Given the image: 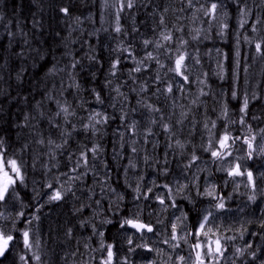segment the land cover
Instances as JSON below:
<instances>
[{"label":"trees","instance_id":"1","mask_svg":"<svg viewBox=\"0 0 264 264\" xmlns=\"http://www.w3.org/2000/svg\"><path fill=\"white\" fill-rule=\"evenodd\" d=\"M144 2L145 0H135V6L132 9L125 8L120 13L119 23L123 30L117 33L114 30L117 23V0H107V4H105L104 0H0V137L5 140L8 155L12 156L15 154V156L24 161L25 181L17 187L18 195L16 198L18 203L17 212H23L25 215L17 218L22 220L26 216L30 219H34V216L39 217V219L32 221L31 224H27V229L31 231L35 241H37L39 233L44 229L43 225L47 217L50 218L49 213L44 218L47 209L42 213L43 208L36 203L37 201L40 202L45 192V184L49 172H52V167L56 162H61V154L69 151L75 154V145L78 141L77 156L79 158L80 152L84 149L81 147L82 143L89 148L92 145L90 137H101L104 140H100V143L107 147L108 157L113 156L116 150L111 148V143L117 137L115 133L120 128H127V122L135 117L137 112H142L145 116L147 127L152 129L153 135L148 136L149 139L159 137L160 140L158 141L161 144L158 152L156 151L154 159L157 168L147 169L146 181L141 180L139 182L141 191H144L146 184H148L151 172L156 173L157 188H164L163 185L165 184L172 188L173 173L176 169L192 172L193 164L197 161H191L193 153L201 161L216 160L209 151L204 150L207 148L210 139L209 129L213 137L222 135L225 129L232 136H240L242 132L248 134L246 125L238 123L241 116L242 97L245 91L249 94L255 92L261 97V99L253 100L249 104L248 115L245 119L247 124H250L254 129L256 139L264 135L260 131L264 129V59L256 56L254 46L245 43L243 40L245 33L254 39L264 35V24L258 25V28L261 29L259 33L251 32L250 29H247V26L246 29H240L238 32L240 42L237 47L236 38H238V33L236 34V28L238 27L235 23V18L238 17V11L233 0H225V3L228 4L227 10L233 18L223 37L218 34L220 27L214 20L203 16L202 11L198 12L196 10L192 26L187 19L181 21L183 24L181 35L188 42L185 47L193 58L199 59L200 63L196 64L195 59L187 61L189 64V79L192 83L185 85L182 91V111L177 106L174 111H171L169 104L175 100L177 101L176 92L177 85H180L179 78L175 82V87L173 86L172 93H165V95L160 96L162 99L167 98V101L164 102L158 99L159 95L156 87H145L146 91H140V87L145 85L149 76H146L147 80H143L146 72L137 73L132 71L137 64L123 63L121 61L115 76H112L109 72L111 62L117 56H120V58L123 56L122 52L116 53L112 49L113 45L118 43L120 46H125L126 42L134 38L135 33L140 30V25L139 27L138 24L136 27L131 25L130 18L135 16L138 20L139 17L142 18L141 21L151 18L150 11L154 5H144ZM246 2L251 4L249 8L252 10L249 24L253 23L257 16L264 20V3H261V0H246ZM160 3H158L156 8L162 9ZM184 3L185 5L180 7ZM177 6L182 14L184 11L190 12V7L186 4V0H181L180 3H177ZM60 7H68L71 15L64 16L61 14L59 12ZM77 17H79V20L76 19ZM34 24L35 27L33 26ZM210 24L211 27H209ZM197 29L200 30V38L193 40L192 36L196 35ZM9 31L16 35L10 36L8 34ZM21 31L27 33V37L21 35ZM179 32H175V34L173 32V37L180 35ZM205 36L208 38L205 39ZM112 37L117 39L112 41ZM25 38L28 40V44L23 43ZM222 38L223 40L221 41ZM136 40L140 43L139 38H136ZM214 46L221 47L219 54L214 53ZM21 49L25 52L24 57L15 55ZM237 51H239L238 57L235 55ZM222 54H227L228 59L226 61ZM93 55L97 57L99 62L89 59ZM73 59L80 61L75 70L70 68ZM130 59H134V54L131 55ZM237 59L239 60L238 68L235 65ZM218 64H223L224 66V79L217 75L220 71ZM53 68L55 71H51ZM245 68L247 71H245ZM18 73H21V79L19 80L17 79ZM93 73H95L94 76ZM234 73L239 75V80L235 82ZM72 75L75 76L76 82L81 86L79 90L75 87H69V85L73 84ZM158 75L157 73L154 74L156 84L164 83L167 86L168 83H172L171 80L167 82H163L161 79L157 80ZM200 80L205 83H199ZM108 81H111V84H108ZM117 86L120 87V91L124 96H120L114 91ZM201 88L207 95H200ZM233 88L239 93V98L235 100L231 99L230 96ZM93 89L95 92H99L104 99L103 105L96 103ZM49 95L52 99H48ZM56 100H60L61 103L67 100L72 105V108L75 109L76 116L71 117L70 121L71 124L76 125L77 131H72L71 125L65 124L60 118H56L60 127L48 123L58 110L55 103ZM193 100H197V103L193 104ZM38 102L40 104L39 108L37 107ZM225 103L228 104L229 108L227 117L222 115V106ZM147 104L154 105L161 111L150 112L145 107ZM93 109L102 110L109 117L106 123L107 126L104 127V132H99L98 136L85 132L81 127L79 118L86 113L84 117V122L86 123L87 116ZM118 109H122L121 112H118ZM40 112L44 113L43 118L40 117ZM182 113H187L186 119L182 116ZM123 114H127L126 120L120 119V115ZM167 115L168 118L175 117L174 125L169 124L171 132H166L163 129L162 124L166 122L160 119L161 116L164 119ZM26 116L29 117L28 120H25ZM153 119L157 123L152 124L151 121ZM179 120L183 122L177 124L176 122ZM212 121H216L215 128L212 127ZM231 121L237 122L231 123ZM206 122L208 128L204 127ZM228 123L231 124L230 127L227 126ZM190 126H195L199 132L193 134L190 131ZM64 129L72 132L67 144L61 149L49 146L47 144L49 138L57 144H63L64 137L61 132ZM203 130H206L204 140H202L203 137L200 135ZM154 135L155 137H153ZM41 137L45 140L44 144L38 143ZM177 140L184 145L183 148L176 144ZM212 143L215 146L216 140L212 139ZM162 144L166 145V147L164 148ZM168 145L170 150L168 149L167 152ZM149 146L150 143H148L145 152V157L147 156L148 158L151 156ZM124 147L126 154H123L122 164L127 167L129 173H133L136 170V158L141 156V147L138 143L132 144L131 147L125 143ZM132 147L137 149L135 153L132 152ZM90 160H92L91 154H89ZM165 160L167 163H165ZM110 161V168L117 172V167L111 158ZM129 161L135 165L134 168L128 167ZM190 163L191 167H186ZM260 167L261 164L256 165V171H259ZM121 169L123 168L121 167ZM165 170H167L166 175L164 174ZM207 174L210 177L220 176L222 178L224 176L222 173L212 175L209 170H207ZM35 184L37 187L34 190ZM202 186L201 182L198 188L193 187L197 191L198 197L193 195L190 200L186 199L176 202L177 205L187 209L192 223L197 217L202 216L203 210L206 208L207 201L201 197ZM223 188L224 183L220 180L221 191ZM132 191L133 189L130 187L128 189L129 194ZM226 194L232 197L229 201L231 204L238 203L241 206L244 203L248 204L251 202L245 188V182H243L237 193L235 187L230 185ZM32 195L33 198H31ZM95 198L98 200L93 199L90 204L78 203V209L80 210L78 215L77 210L73 208H67L64 212L61 211L62 217L58 220L59 223L55 227L57 230L60 229V231L64 232L61 242L65 243V235L68 229L71 228L72 232H74L75 222L78 223V237L80 236L78 238V250L80 252H85L90 243L96 244L98 242L96 233L100 229L101 224L100 222L95 224L93 216L99 207L110 206L106 198L102 197L101 199L97 196ZM22 201L25 204L30 203L29 206H22ZM149 201L148 198L146 202L149 203ZM122 207L118 208L112 203L111 208H108L107 214H105V216H108L107 220L111 221L106 223L104 227L105 242L107 244L113 243L116 247L121 246L128 231V227L121 228L120 225L124 219L133 218L130 201L129 203L126 202V205ZM146 210L148 211L147 206ZM0 213L8 214V207L5 203H0ZM65 218L66 220H64ZM143 218L145 222L154 223L153 217L148 212L144 213ZM38 221L39 224H37ZM82 221H87V225L81 227ZM93 225H95V229ZM167 226L169 228L170 223ZM22 227V223H20L14 229L20 230ZM250 228L251 230L255 229V225L250 226ZM246 232L247 234L250 233L247 229ZM259 232L260 234L258 235ZM46 234L51 236V241H47L46 244L47 253L50 255L48 259L41 257V264H58L55 261V248L52 246L54 243L53 233L50 231ZM17 235L19 236V234ZM263 235L264 230L260 225L254 238L256 241H264ZM14 249L0 260V264H23L19 259L20 256L32 255V251L29 252L24 246L16 254L13 251ZM91 250L95 253L98 252L96 246H93ZM252 250H254L253 247L248 248L247 252ZM244 260H248V258L245 256L240 257L237 259L238 264ZM30 264H36V262L32 260Z\"/></svg>","mask_w":264,"mask_h":264},{"label":"rangeland","instance_id":"2","mask_svg":"<svg viewBox=\"0 0 264 264\" xmlns=\"http://www.w3.org/2000/svg\"><path fill=\"white\" fill-rule=\"evenodd\" d=\"M180 1L181 0H145L144 5H154L152 6V9L150 11L151 18L146 21H141L142 18L138 17L137 20L135 16H132L130 18L131 25H133V27H136L137 24L138 27L140 25V30L135 33L134 38L128 40L125 46H123V48L129 49L131 55L134 54V59L131 60V56H129L127 52L121 51L123 53V56L121 58V61H123V63H130L136 65L139 61H144V64L141 65L142 70L140 72H146L144 76L145 78L143 80H147L146 76H149L148 81H146L144 87L149 88L153 86L156 87V90L160 89V91H157L159 95L158 99L164 102L167 101V98L162 99L160 98V96L165 95V93H167L166 85L164 83L156 84L154 74H159L160 79L163 82L171 80L174 87L176 80H178V77H176L173 73L167 72V68L172 65V60L169 59V55H171V53L166 54L165 48L157 49L155 47V42L160 40V33L162 31H173L174 34L175 32H179L177 29H182L183 24L181 21H184L185 19L189 20L190 25L192 26L194 23L195 12L197 10L196 8H199L201 4H203L205 7L208 6V0H199V2H197V0H193V7H190V12L187 13L184 11L182 14L179 12V7L177 6V3H180ZM159 2H161L160 4L162 9L156 8L158 7ZM184 5L185 3L181 4L180 7ZM247 6L251 7V4L247 3ZM228 14L229 15L226 19V22L229 25L233 17L231 16L229 11ZM161 16L164 17L165 24L167 25L166 29L160 24ZM217 16L218 19L214 20V22L219 27V22L221 20H224L225 17H223V15L221 14V10H218ZM235 23L236 25H238V17L235 18ZM189 30L191 31V29ZM239 30L240 29L236 28V34L239 32ZM182 32L183 31L179 32V37L176 35L173 37L172 43L166 44V48H171L173 53L175 48L178 46L179 41H185L184 36L181 35ZM136 38L140 39V43L137 42ZM116 39L117 38L115 37L111 38L112 41H115ZM146 39L153 41V43L145 47L143 41ZM222 40L223 38L221 39V41ZM160 42L163 43V41ZM118 47L121 46L118 43H115L112 49L115 50ZM214 47V53L219 54L221 52V47ZM115 52L118 53L117 51ZM148 52H152L154 56H158L160 62L164 64L165 67L160 68L159 65L155 63V61L146 60L145 57ZM181 95L182 91L180 90L179 85H177V101L175 100L169 104L171 111H174L176 106L182 111ZM121 110L122 109H118V112H121ZM85 116L86 113L79 117L81 120V127L85 123ZM133 121L136 122V131L134 135L131 131H129L128 127L120 128L115 133L117 137L115 138L113 143H111V148H115L116 150V153L113 156L108 157L109 153L107 147L100 143V140H104L103 138L90 137L92 145L89 148H91L94 144H98L100 145L102 151L97 154L95 159L92 158V160L89 161V166L87 170L81 167L76 172L72 171L78 159V141L75 145V154L70 151L68 153L66 152L61 154V162H56V164L52 167V172H49L47 182L45 184V192L43 193L40 202L37 201L36 203L37 205H41V207L43 208L42 213L47 209L44 218H46L47 213H49L50 218L47 217L46 222L43 225L44 229H42V232L39 233V237L37 238V241L39 242L38 247L36 246V241L33 240L34 247L32 249V253L36 252L41 257H46V259L49 258L50 254L47 253L48 249L46 248V244L47 241H51V236L47 235L46 233L51 231L54 236V243L52 246L55 248V261H57L58 264H99L101 257L103 255H106V253H103L101 250V241L103 240V242L107 244L105 242L104 230L106 221H108V216H105V214H107V209L111 208L112 203H114L118 208H123L122 206L126 205V202L129 203L130 201L131 208L133 210V218L138 215L140 220L144 221V213L147 212L153 217L154 223L152 222L151 225H153V227L155 228V234L146 233L144 237L141 238L140 234L136 233L135 230H130L129 228H127L128 232L124 236V242H122L121 246H115L114 248L115 264H122L125 257H128L130 264H153V262H155V264H174L177 255L187 256L190 249L186 244L183 243V241H181L180 247L173 250L171 247H169L168 244L163 243V241L169 238L171 233V224L173 222H176V217L180 216L181 213H187L189 217V214L187 212V209L183 206H179L176 204L177 207H172L170 205L172 201L176 203L177 201L181 200H190V197H192L193 195L198 197V193L195 189H193V187L198 188L202 182L203 186L201 197L203 199H206L207 201L206 208L203 210L204 212L202 215L206 214L208 210H211L215 217V225L220 226L221 231L224 232L225 235L235 237V239L226 242L227 251L225 252V258L221 260L220 264H233V261L235 262V264H238L237 259H239L240 256L235 254V249L237 247L246 248L248 244H251L254 248V250L252 251H256L257 259L253 261L250 256V253L252 251L247 252L246 250L244 256L247 257L248 260L241 261L239 264H248L249 262L250 264H264V241H256L254 238L257 235V230L259 226L264 224V154L259 152V148L261 146H264V138L261 137L259 139H256L255 145L257 147V152L253 154L252 159L247 158V146L244 145L242 141L237 140L231 148L232 155L226 157V159L224 160H218L216 158V160L212 159L209 161L197 160L193 164V170L191 173H189L188 171L176 169L173 173L174 181L171 197H169L168 191L165 188L156 187L158 181L157 176L156 173L151 172L148 184H146L144 191H141L142 193H146L149 187L153 188V192L148 194V198L150 201L149 203H147V199H144L143 196H141L139 199L135 198L136 193L134 192V189L141 180L146 181L145 179L147 169L157 168L154 159L156 151L158 152V149L161 145L158 141L160 140V138H156L154 135L153 137H155V139H149V137L146 135V130L148 129V127L145 116L142 114V112H137V115L133 117L130 121H128L126 125L128 126ZM162 121H165L167 124L174 125L175 117L172 116L171 118H168L167 115L166 118H164ZM78 126L80 125L78 124ZM106 126V124L97 125L96 127L99 128L98 132L93 133L92 131H87V133H92L94 136H98L99 132H104V127ZM227 126L230 127L231 124L228 123ZM190 131L193 134L199 132V130H197L195 126H190ZM205 131L206 130H203L200 133V135L203 137L202 140L205 139ZM120 133H123V138H121ZM244 135L246 134L242 132L240 136ZM125 143L126 145L128 144L129 147H131L134 143H138L141 147V156L136 158L137 165L136 170L133 173L125 171L127 167L122 164V161L124 159L123 154H126L124 147ZM148 143H150L149 151L151 156L146 162L145 152L148 147ZM84 146L85 144L82 143L81 147L84 148ZM165 147L166 145H164V148ZM168 149L170 150L169 145L166 149L167 152ZM69 157H71V159ZM110 158L112 159L114 165H116L118 170L117 172H114L112 168H110ZM236 162L240 163L242 170H251L254 173V177L256 179L255 191H253L251 186L247 184L246 177L228 176L226 169L233 166ZM259 164H261V167L259 168V171H256L255 166ZM121 167L123 169L120 170ZM207 170L211 171L212 175L222 173L224 174V176L222 178L220 176L210 177L209 174H207ZM85 172L86 174L81 175ZM65 173H67L68 175H64ZM77 175H80L81 178L74 180L69 179L70 176L74 177ZM220 180H222L224 183V188L222 191L220 189ZM243 182H245L247 194L249 196L255 195V201H251L248 204L244 203L241 206H239L238 203L231 204L229 201L232 199V197H230V195H227L226 191L228 190L230 185H233L237 193L240 187L242 186ZM49 183L53 185V188L60 189L62 192L66 193L62 200L54 202L48 201V195L52 192V189L47 187ZM183 185H186V187L181 188V186ZM213 186L215 188V195L219 196L221 199L224 200L226 205L225 210L217 212V210L213 207V205L217 201L212 199L211 197L203 195L206 190L211 189ZM36 187L37 185L35 184L34 190ZM130 187H132L133 189L131 194H129L128 192V189ZM112 189H114L115 191H112ZM33 195L31 196V198H33ZM96 196L101 199L102 197L106 198L110 203V206L99 207L97 209V212L93 216L95 224L96 222H100L101 224L100 229L96 233L97 239L100 243H90L88 248L86 249V251L88 252H80L78 250V238L80 237H78V223L75 222V230L71 233L70 236L67 234L65 235V243L61 242V238L64 232L60 231V229L57 230L55 227L59 223L58 220H60L62 217L61 211L64 212L67 208H73L74 210H78V203L90 204L92 203L93 199L98 200L95 198ZM121 196L123 197V199H120ZM157 196H161L164 198V205L159 203V201L156 199ZM16 197L17 195H15L9 202L5 203V205H7L8 207V214H2L8 219L0 218V226H4L8 230H12V234L16 238V242L12 247V249L15 248L13 250L15 254L21 249L22 246H24L21 233L23 230L27 229V220H36L32 218H27V216L22 220L17 218L19 216L17 212L18 203ZM29 204L30 203L25 204L22 201V206L25 205L28 207ZM165 205L169 206L166 207ZM146 206L148 208V211L146 210ZM64 220H66V218ZM20 223H22L23 227L20 230L14 229ZM169 223L170 227L168 228L167 225H169ZM185 223L188 224L189 227H191L192 225V221L190 220V218ZM37 224H39V221L37 222ZM241 225H243L244 229L250 231L249 234H247V232L245 231L242 238L240 235ZM252 225H255V229L251 230L250 226ZM228 229L231 230L229 231ZM99 232H103L104 236L101 237L99 235ZM17 234H19V236ZM183 234L184 233H181V235ZM259 234L260 232L258 233V235ZM83 235L86 236L85 233H83ZM129 235L133 236L135 244H147L148 247L153 248L154 251L149 252L144 248H137L135 252H129V245L127 244V238ZM87 239H89V237H87ZM93 246H96L98 248L97 253L91 250ZM169 257H171L172 259L170 260Z\"/></svg>","mask_w":264,"mask_h":264},{"label":"snow or ice","instance_id":"3","mask_svg":"<svg viewBox=\"0 0 264 264\" xmlns=\"http://www.w3.org/2000/svg\"><path fill=\"white\" fill-rule=\"evenodd\" d=\"M105 4H107V0H104ZM199 2V0H197ZM233 3L237 6L238 11V29H250L253 33H259L261 31L260 28H258V25L264 24V20H262L261 17L257 16L255 21L251 24H249V18L252 15V10L247 6L246 0H233ZM261 3H264V0H261ZM118 4V10L116 12V26H115V32L120 33L122 32V26L119 23L120 20V13L124 11L125 8L132 9L135 6V0H117ZM187 4L189 7H193V0H187ZM227 4L225 3V0H208V6L205 7L203 4L200 5V7L197 9L198 12L202 11L204 16L209 17L211 20H217L218 16V10H221V14L223 17H225L224 20H221L219 22L220 32L218 33L222 37L224 36L226 30L229 28L228 23L226 22V19L228 17V11L226 10ZM167 11V10H165ZM183 11V9H181ZM59 12L63 14L64 16H70V10L68 7H60ZM79 20V17L76 18ZM160 24L167 28V25L165 24L164 17H160ZM35 27V24L33 25ZM211 27V24L209 25ZM178 31H181L182 29H177ZM10 36H15V33H12L9 31L8 33ZM21 35L27 37V33H23L21 31ZM200 38V30H196V35L192 36L193 40H197ZM205 39L208 37L205 36ZM243 40L245 43L253 45L256 56L260 57L261 59H264V35H260L258 38H253L251 36H248L246 33L243 35ZM160 41H163L161 43ZM173 42V34L171 31H162L160 33V40L155 42V47L157 49L165 48V53L169 55V59L172 60V65L167 68V72L173 73L176 77L180 79V85L179 88L181 91L184 90L185 85L192 83L189 79V64L187 61L195 59L193 58L190 53H188L185 45L188 43L187 41L181 40L178 44V46L175 48L174 53L171 48H166V44H170ZM239 33L237 38V47L239 46ZM24 44H28V40L25 38L23 41ZM144 46L147 47L148 45L152 44L153 41L150 40H144L143 41ZM94 51V50H93ZM114 51L117 52H127L129 56H131V52L127 48H123V46L118 47ZM219 52V50H218ZM15 55L19 57H24L25 52L21 49ZM224 56V60L226 61L228 59L227 54H222ZM236 57L239 56V51L235 53ZM90 60L99 62L96 56H90ZM148 61H155L156 64L159 65L160 68H164L165 65L162 64L158 58V56H154L152 52H148L145 57ZM195 63L199 64V59H195ZM80 64L79 60L73 59V61L70 64V68L75 70L77 66ZM121 64V58L120 56H117L112 62L111 67L109 69V72L112 76H115L119 70V66ZM144 64V61H139L137 66L132 69V71L140 72L141 65ZM236 68L239 67V60L237 59L235 61ZM218 67L220 68V71L217 73V75L224 79V66L223 64H218ZM51 71H55L53 68ZM245 71L247 69L245 68ZM71 75V74H70ZM95 73H93V76ZM207 75V74H205ZM73 80V84L69 85V87H75L77 90L80 89V84L76 82L75 76H71ZM234 82L239 80L238 73H234ZM17 79H21V73L17 74ZM199 79V78H197ZM157 80H160L159 75L157 76ZM108 84H111V81L107 82ZM199 83L203 84L205 83L203 80H200ZM147 89L144 86H141L140 91H146ZM63 91V89H62ZM95 92V90L93 89ZM114 91L120 95L124 96V94L120 91V87L117 86L114 88ZM157 91H160V89H157ZM166 92L172 93L173 92V84L168 83L166 86ZM200 95H207L206 92H204L203 88L200 89ZM231 99L235 100L239 98L238 91L233 88V90L230 92ZM48 99H52V97L49 95ZM127 99V97H125ZM261 99V97L255 93L252 92L249 94L247 91L244 92L242 97V103L240 107V119L238 123L240 125H246L247 127V133L244 136H232L231 133L225 129L224 133L220 136L213 137L211 136V130L210 132V139L207 148H205V151H209L211 156L213 158H216L218 160H224L226 157H229L232 155L231 148L236 143L237 140L242 141L244 145L247 146V158L252 159L253 154L257 152V147L255 145L256 141V135L254 134V129L250 124H247L246 117L248 115V108L249 104L253 100ZM95 100L96 103L103 105L104 99L101 97L99 92H95ZM198 100V98H197ZM197 100H193L192 103L196 104ZM57 105V111L54 113L53 118L48 121L49 124H54L56 127H60V124L57 122L56 118H60L63 120L65 124H70L72 131H77L76 125L71 124L70 118L76 116L75 109L72 108V105L68 103L67 100H65L63 103H61L60 100L55 101ZM114 107V105H112ZM37 107H40L39 102L37 103ZM82 107V105H81ZM145 107L150 112H160L161 109L155 107L154 105L147 104ZM135 111V109H133ZM229 113L228 104L225 103L222 106V115L227 117ZM40 117H44V113H39ZM182 116L186 119L187 113H182ZM127 114L121 115V120H126ZM29 117H25V120H28ZM163 120V116L160 118ZM255 119V117H253ZM109 120L108 115L102 111V110H91L87 116V122L82 125V129L87 131H92L93 133L99 131V129L96 127L100 124H106ZM182 120L177 121V123H182ZM237 121H231V123H236ZM152 124L157 123L155 119L151 121ZM212 127H216V121L211 122ZM129 131L135 134L136 131V122L133 121L128 126ZM163 129L166 132H171V128L169 124H162ZM205 128H208L207 122L204 125ZM262 134H264V129L260 130ZM61 135L64 137L63 144H57L54 140L49 138L47 140V144L49 146H54L55 149H61L64 147L65 144L68 142V138L71 137L72 132L67 131V129H64L61 132ZM121 138H123V133H120ZM146 135L150 136L153 135L152 129L149 127L146 130ZM264 138V136H262ZM212 139L216 140V145L214 146L212 143ZM38 143L44 144L45 140L44 138H40L38 140ZM176 144L183 148L184 145L177 140ZM25 147H27L25 145ZM51 151V148H50ZM102 151L100 145L94 144L91 148H88L87 145L84 146V149L80 152V156L76 161L75 167L72 169L73 172H76L79 168L83 167L86 170L89 166V154H91L92 158L95 159L97 154ZM137 149L135 147H132V152L135 153ZM259 152L264 154V146H261L259 148ZM167 155V154H165ZM54 158V157H53ZM71 159V157H69ZM149 158L146 156L145 161L147 162ZM199 157L193 153L191 157V161L195 162L198 160ZM165 163L167 161L165 160ZM128 167H135L134 164L129 161ZM186 167H191V163L189 165H186ZM127 171V169H125ZM228 176L230 177H246L247 184L251 186L253 191L256 189V179L254 177V173L251 170H242V167L239 162L234 163L233 166L226 169ZM85 173H82L81 175H84ZM165 175L167 174V170H165ZM64 175H68L65 173ZM80 175L77 176H70L69 179H80ZM25 181V164L24 161L15 154L12 156L8 155V149L5 146V140L3 137H0V203H7L9 202L15 195H18L17 193V187L21 184H23ZM48 188L52 189L51 194L48 195V201L54 202V201H60L64 198L65 192H62L60 189L53 188V185L49 183L47 185ZM63 187V186H61ZM165 189H167L169 197H171L172 194V188L169 187V185L165 184L163 185ZM186 187V185L181 186V188ZM112 191H115L112 189ZM134 192L136 193L135 198L139 199L141 196H143L144 199H148V194L153 192V188L149 187L147 189L146 193L141 192V186L137 184V186L134 189ZM203 195L207 197H211L212 199L216 200L217 202L213 205V207L217 210V212L225 210L226 205L223 199H221L219 196L215 195V188L214 186L206 190ZM120 199H123L121 196ZM156 199L159 201L160 204L164 205L165 200L161 196H157ZM256 197L255 195L250 196L249 200L255 201ZM99 203V201H97ZM166 207L169 205H165ZM172 207H177L176 203L172 201L171 205ZM77 211H80L79 209ZM24 213L20 212L18 213L19 217H24ZM0 218L8 219L7 217H4L2 213H0ZM34 219H39V217H34ZM189 217L187 213H181L180 216L176 217V222H173L171 224V233L168 239L164 240L163 243L168 244L169 247H171L173 250L180 247V242L183 241L184 244L188 246L190 249L187 256L185 255H177L174 261V264H220L221 260L225 258V252L227 251V241L235 239V237H230L224 234V232L221 231V227L215 225L214 223V214L211 210H208L206 214L199 216L195 219V221L192 223L191 227L188 226L185 222L188 221ZM111 221H106V223H110ZM27 223L31 224V220H27ZM87 221L81 222V227H84L87 225ZM264 227V224L261 225ZM121 228H131L135 230L136 233L140 234V237L143 238L146 233H153L155 234V228L151 223L149 222H143L140 220L139 216H135L134 218H126L124 219L123 223L120 225ZM93 228L95 229V225H93ZM229 231L231 229H228ZM246 229H244L243 225H241L240 235L241 238L243 237L244 232ZM72 229L69 228L67 235H71ZM181 233H184L181 235ZM95 234V233H94ZM99 235L101 237L104 236L103 232H99ZM23 245L24 248L27 249L29 252L32 251L34 244H33V234L30 230L26 229L23 230L21 233ZM15 236L12 234V230L6 229L4 226H0V257H3L6 253V251L9 250L10 245L14 243ZM175 242V243H173ZM127 244L129 245L128 251L129 252H135L137 248H144L147 251L151 252L154 251L153 248L148 247L147 244H135L133 236L129 235L127 238ZM36 246H39V242L36 241ZM252 245L248 244L246 248H239L237 247L235 249V254H237L240 257H243L246 253L247 248H251ZM115 245L108 243L105 244L103 240L101 241V250L103 253H106V255H103L100 260V264H115V252H114ZM250 256L253 261L257 259V253L256 251H252L250 253ZM23 264H30L32 260H35L37 264H41V256L33 252L30 256L21 255L19 258ZM171 260L172 258L169 257ZM122 264H130V261L128 257H125ZM155 264V262H153ZM233 264L235 262L233 261Z\"/></svg>","mask_w":264,"mask_h":264},{"label":"water","instance_id":"4","mask_svg":"<svg viewBox=\"0 0 264 264\" xmlns=\"http://www.w3.org/2000/svg\"><path fill=\"white\" fill-rule=\"evenodd\" d=\"M12 244H13V243H12ZM12 244L10 245V248H9V250H8V251H6L5 255H4L3 257H0V260H1V259H3V258L6 256V254H7V253L10 251Z\"/></svg>","mask_w":264,"mask_h":264}]
</instances>
